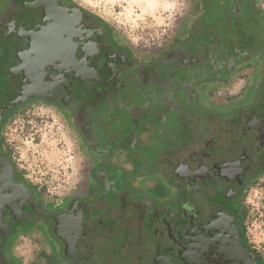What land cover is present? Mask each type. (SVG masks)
I'll use <instances>...</instances> for the list:
<instances>
[{
    "label": "flooded vegetation",
    "instance_id": "obj_1",
    "mask_svg": "<svg viewBox=\"0 0 264 264\" xmlns=\"http://www.w3.org/2000/svg\"><path fill=\"white\" fill-rule=\"evenodd\" d=\"M1 6L0 39L13 53L0 92V264H17L22 239L38 252L34 264H264L246 226L249 193L264 188L258 0H198L190 36L145 62L72 0ZM210 85L224 86L219 98L206 99ZM33 104L60 111L84 159L61 199L44 196L5 142L7 125ZM135 110H157L163 123L146 129ZM143 149L152 162L138 164L136 179L147 193L126 192L118 204L93 195L110 170L134 172ZM161 184L164 199L154 194Z\"/></svg>",
    "mask_w": 264,
    "mask_h": 264
},
{
    "label": "rangeland",
    "instance_id": "obj_2",
    "mask_svg": "<svg viewBox=\"0 0 264 264\" xmlns=\"http://www.w3.org/2000/svg\"><path fill=\"white\" fill-rule=\"evenodd\" d=\"M72 1L110 27L116 41L139 56L149 55L151 57L160 51H168L174 44L184 41L190 34L192 25L196 23L194 19L200 16L196 0ZM3 3L6 4V0H0V6ZM258 5L264 11V0H258ZM173 40L176 41L173 42ZM0 52H2L0 56L1 92L6 80L2 69L8 65L9 57L13 53L10 38L0 39ZM240 84L241 80H236L229 92L236 91ZM117 112L120 113L119 108L116 109ZM131 114L135 115L133 119H137L144 116V111L135 110ZM129 117L131 116L127 115V119ZM175 122L179 123L176 120ZM184 132L185 130L180 131L179 134L182 135ZM198 136L199 134H192L190 141H194L195 138L197 140ZM5 139L6 145L10 147L20 168L35 185L41 187L44 196L56 200L72 194L83 173L84 159L77 152V142L70 122L62 117L58 109L43 104H33L27 107L7 125ZM162 155L163 153L160 155L154 153L153 158L160 159ZM145 156L148 157V151L143 149L137 157L138 160L131 163L135 169L134 172L110 170L109 184L103 186V183H100L93 195L97 197L106 194L107 202L113 204L121 202V194L126 195V192L132 191L136 195V189H139L140 193L142 190L143 195L147 193L146 188L143 187L146 182L136 179L137 174H143L142 171H137L138 164L141 163L143 166L145 161L152 162ZM102 169L101 171H103ZM121 173L123 176L120 175ZM155 177L148 176L144 180L150 181ZM160 186L154 193L155 198H158L159 194L160 199H164L170 190L163 184ZM263 192L264 188H255L249 193L250 203L255 206H249L246 226L251 243L264 258ZM128 198L131 200L130 195ZM124 209H126L123 211L125 218L128 221L133 220L134 216L131 214L130 206L126 205Z\"/></svg>",
    "mask_w": 264,
    "mask_h": 264
},
{
    "label": "crops",
    "instance_id": "obj_3",
    "mask_svg": "<svg viewBox=\"0 0 264 264\" xmlns=\"http://www.w3.org/2000/svg\"><path fill=\"white\" fill-rule=\"evenodd\" d=\"M156 54H154V56H151V57H149V55H143V56L137 55V58H140V61H143V62H144V60L149 61V60L153 59L156 56ZM144 58H146V59H144ZM223 87L224 86H220V85H215V87L210 85L205 90L206 91V95H207L206 99H208V97H210L209 100H212V99H215V98L216 99L219 98L221 92L224 91ZM204 106L209 108V109H212V110L217 108L216 105H212L209 102L208 103L206 102V104ZM143 117H144L143 125L144 126L147 125V126H145L146 129L148 128L149 125H152V124L153 125H160V124L163 123L162 122L163 121V115H162V113L158 112L157 110L156 111H153V110H148L147 111L146 110L144 112V116ZM14 253H15V255L18 258L17 264H34V262H32V261L34 259V256L37 255L38 252L35 251L34 247H32L30 245H27V241L25 239H22L20 245L14 250ZM35 263L38 264L37 262H35Z\"/></svg>",
    "mask_w": 264,
    "mask_h": 264
},
{
    "label": "trees",
    "instance_id": "obj_4",
    "mask_svg": "<svg viewBox=\"0 0 264 264\" xmlns=\"http://www.w3.org/2000/svg\"><path fill=\"white\" fill-rule=\"evenodd\" d=\"M197 2H198V0H196ZM259 7V6H258ZM262 9V8H261ZM262 14L264 15V11H263V9H262ZM196 20V22H197V20H198V18L197 19H194V21ZM196 24V23H195ZM193 27H192V30H191V32H190V34L194 31V27H195V25H192ZM190 34L189 35H187L186 36V38L188 37V36H190ZM185 39V38H184ZM177 40H179V39H177ZM176 40H173V42H175ZM183 41V40H182ZM182 41H180V42H182ZM174 44V43H173ZM160 52H163V51H160ZM159 52V53H160Z\"/></svg>",
    "mask_w": 264,
    "mask_h": 264
},
{
    "label": "water",
    "instance_id": "obj_5",
    "mask_svg": "<svg viewBox=\"0 0 264 264\" xmlns=\"http://www.w3.org/2000/svg\"><path fill=\"white\" fill-rule=\"evenodd\" d=\"M31 49V48H30ZM25 94V93H24ZM28 94V93H27ZM22 95H23V93H22ZM24 96V95H23Z\"/></svg>",
    "mask_w": 264,
    "mask_h": 264
}]
</instances>
